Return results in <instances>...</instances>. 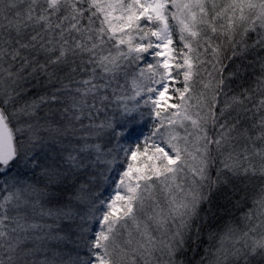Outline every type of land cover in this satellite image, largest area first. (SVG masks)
Returning a JSON list of instances; mask_svg holds the SVG:
<instances>
[{"label":"snow or ice","instance_id":"1","mask_svg":"<svg viewBox=\"0 0 264 264\" xmlns=\"http://www.w3.org/2000/svg\"><path fill=\"white\" fill-rule=\"evenodd\" d=\"M142 106L143 147L113 145ZM205 244L199 264H264V0H0V264H185Z\"/></svg>","mask_w":264,"mask_h":264},{"label":"trees","instance_id":"2","mask_svg":"<svg viewBox=\"0 0 264 264\" xmlns=\"http://www.w3.org/2000/svg\"><path fill=\"white\" fill-rule=\"evenodd\" d=\"M175 39V37H174ZM178 43V41H177ZM236 63H240V61H236ZM224 64L228 65V67L225 68L224 70V76L227 77L228 73L233 70L235 67L234 64H232L228 60H224ZM251 69H249V73L244 77V78H233L227 81L228 85L230 86V89L232 92H239L243 87H247L248 83L251 81ZM129 95H131V89L129 88ZM129 107H133L135 102L134 101H129ZM132 116L134 119L131 117L127 119H121L119 122L121 125H127V127L124 129V136L123 138L118 139V141H114L113 145L118 143L119 145L123 146L124 148L128 149H135L136 145L139 144L141 147H143L144 141L140 139L139 133L141 131H148L151 132L155 123L154 120L152 119V116L149 113V109L147 107H141L139 110L135 111L132 113ZM119 131V129H117ZM105 140H107V137H105ZM119 155H118V160L116 162V165L110 170L105 172V175L109 177V179L102 183L99 188H96V185H93V189L96 190L97 192V198H104L107 199L113 194L114 187H115V182L118 179L119 173L127 166V162H131L128 160V156L125 155L124 152L117 150ZM30 175L25 177V179H30ZM81 179H86V177H82ZM79 187V184H76L75 187L69 185L66 190L63 191L62 195L59 197V200L61 203H67L75 194L76 188ZM213 208H215L216 205L219 204H224L225 200L223 198V194L220 192H214L213 193ZM73 203H76L73 200ZM207 207V206H206ZM230 208L231 205H228ZM81 214L87 211V205H80L78 209ZM240 215L239 212L233 211V213L228 215L224 209H221L219 216L222 217L219 221V223H223L224 220L231 219L232 217H238ZM47 223L52 224L53 230L60 229L62 230L61 234L63 232H68L70 230L75 231L76 230V225L79 223V219L77 218L75 222H70L67 220H57L55 223L52 222V220H47ZM92 227H95L94 224L90 225ZM90 235V234H89ZM204 239L206 240L207 237L205 236ZM72 240L76 241V236H72ZM207 245H202L199 250L196 249L195 246H193L191 249H185V254L182 257L184 259L185 264H199L200 260L203 257V249ZM62 249L66 252H74L75 250V245L74 243H63L60 245ZM81 254H83V250H81Z\"/></svg>","mask_w":264,"mask_h":264},{"label":"rangeland","instance_id":"3","mask_svg":"<svg viewBox=\"0 0 264 264\" xmlns=\"http://www.w3.org/2000/svg\"><path fill=\"white\" fill-rule=\"evenodd\" d=\"M178 45V43H177ZM152 119L154 120V123H156V120L155 118L152 116ZM153 130V129H152ZM152 132V131H151ZM151 132H148L147 130L146 131H141V133H139V137L140 139H142L144 141L145 137L149 136ZM25 178V177H24Z\"/></svg>","mask_w":264,"mask_h":264}]
</instances>
